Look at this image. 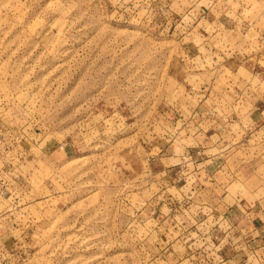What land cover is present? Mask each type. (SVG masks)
<instances>
[{
	"label": "rangeland",
	"instance_id": "rangeland-1",
	"mask_svg": "<svg viewBox=\"0 0 264 264\" xmlns=\"http://www.w3.org/2000/svg\"><path fill=\"white\" fill-rule=\"evenodd\" d=\"M240 64L264 0H0V263L212 264L160 150Z\"/></svg>",
	"mask_w": 264,
	"mask_h": 264
},
{
	"label": "crops",
	"instance_id": "crops-1",
	"mask_svg": "<svg viewBox=\"0 0 264 264\" xmlns=\"http://www.w3.org/2000/svg\"><path fill=\"white\" fill-rule=\"evenodd\" d=\"M258 69L240 64L236 76L213 82L189 115L175 118L179 151L174 144L160 150L164 179L176 192L174 212L165 215L178 232L191 228L212 264H264V70ZM24 167L18 163L11 173L18 178Z\"/></svg>",
	"mask_w": 264,
	"mask_h": 264
}]
</instances>
